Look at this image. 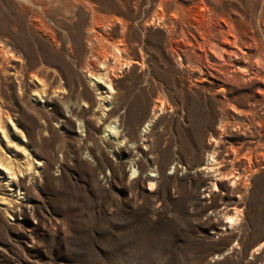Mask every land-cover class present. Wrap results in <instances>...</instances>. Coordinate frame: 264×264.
Here are the masks:
<instances>
[{"label":"rangeland","instance_id":"374dc122","mask_svg":"<svg viewBox=\"0 0 264 264\" xmlns=\"http://www.w3.org/2000/svg\"><path fill=\"white\" fill-rule=\"evenodd\" d=\"M0 108V264H264V0H0Z\"/></svg>","mask_w":264,"mask_h":264},{"label":"bare ground","instance_id":"6f19581e","mask_svg":"<svg viewBox=\"0 0 264 264\" xmlns=\"http://www.w3.org/2000/svg\"><path fill=\"white\" fill-rule=\"evenodd\" d=\"M114 57V56H113ZM116 58V57H115ZM115 60V59H114ZM113 63V62H112ZM105 66V65H104ZM106 67V66H105ZM102 68V67H101ZM104 69V68H103ZM105 72H107V71H105ZM109 72V71H108ZM103 73V72H102ZM107 74V73H106ZM101 75V74H100ZM109 75V74H108ZM109 76H106V77H102V75L101 76H96L95 78L93 77V79L96 81V83L98 84V85H100L101 86V91L98 93V99H100L102 102V112H101V115L103 116L104 115V113L106 112V111H108L109 110V108H108V106H109V98H110V96L108 95L110 92H114V87H112L111 86V82H110V79L108 78ZM112 80H113V76H112ZM111 80V81H112ZM113 84V83H112ZM156 105V104H155ZM162 105V104H161ZM159 106V105H158ZM155 107V106H154ZM161 108H162V106H160ZM0 109H2V108H0ZM154 110V109H153ZM156 110V109H155ZM154 110V111H155ZM5 114V113H4ZM3 114V112H1V110H0V132H1V137H3V135H4V133H3V130H2V121H3V118H5V120L7 119H10V118H8V117H6L5 115ZM106 114V113H105ZM9 115V114H8ZM108 115V114H107ZM153 115V117H151V119H153L154 117H155V114L153 113L152 114ZM104 117V116H103ZM104 119H105V117H104ZM148 120L147 121V123L144 125V127H143V133H142V136H143V141H146L145 140V137H144V135L145 134H147L148 133V130H149V127H150V123H151V121L152 120ZM6 120V121H7ZM107 120V119H106ZM110 123V122H109ZM109 123H107L106 124V126L104 127V131H108L109 132V134H111V133H113L111 130H110V128L112 127ZM13 126V125H12ZM5 127V126H4ZM114 127V126H113ZM6 128V127H5ZM13 129H15V128H13ZM111 129H113V128H111ZM122 131V130H121ZM119 132V131H118ZM122 133V132H121ZM116 134V133H115ZM114 134V135H115ZM117 135V134H116ZM112 136V135H111ZM121 136V135H120ZM9 137V136H8ZM117 137V136H116ZM10 139V138H9ZM118 140V139H117ZM22 141H25V139H23L22 138ZM217 141V140H216ZM221 141V140H220ZM7 142V141H6ZM12 142V141H11ZM120 142V141H119ZM8 143V142H7ZM6 143V145H5V147L7 148V149H9L10 147V145L9 144H7ZM123 143V142H122ZM221 143H222V141H221ZM11 144H14V143H11ZM118 144V143H117ZM219 144V143H218ZM210 145V144H209ZM24 146V144H22V145H13L12 146V148H10V150H8V152H9V154L11 155V157L13 156L14 158L13 159H10V157L8 156L7 158L5 157L4 158V156L2 157V158H0V180L1 181H3V183H4V185L6 186V188H7V190H8V192H9V195L10 196H13V195H17V196H20V194H21V187H22V180H21V177L23 176V175H21V171L19 170V168H20V162L18 163V164H14V160L16 159V157H17V155H19V154H22V159H23V161H27V163H25V162H22V164H21V166H23L24 165V168L25 167H27L26 168V170L25 171H29V169H31V168H28V165H30L31 163L33 164V165H36L37 167L41 164V162L40 161H38V160H36L29 152H26V149H25V147H23ZM120 146H121V144H120ZM215 146V145H214ZM121 148V147H120ZM211 148V147H210ZM121 150H122V152H124V153H128L129 151H128V149L126 148V147H123V148H121ZM235 150H233V152H234ZM218 152V151H217ZM1 154V153H0ZM134 154V153H133ZM215 153H214V151H213V155H214ZM221 154V153H220ZM231 154V153H230ZM229 154V155H230ZM234 154H235V152H234ZM211 155V154H210ZM0 157H1V155H0ZM211 158H210V160L208 159V161L207 162H213L214 161V159H213V156L211 155L210 156ZM135 159V158H134ZM234 159V158H233ZM223 159H221V161H222ZM219 161V160H218ZM218 161H216L215 160V163H217ZM134 162V161H133ZM223 162V161H222ZM30 163V164H29ZM214 163V162H213ZM135 164V163H134ZM235 164V163H234ZM209 165H210V163H209ZM214 165V164H213ZM218 165H219V163H218ZM217 165V166H218ZM220 165H221V163H220ZM220 165H219V167H220ZM32 166V165H31ZM216 166V167H217ZM240 166V165H239ZM238 166V167H239ZM188 167H190V166H188ZM18 168V169H17ZM23 168V167H22ZM156 168H158V167H156ZM214 168V167H213ZM235 168V167H234ZM141 169V168H140ZM176 169V168H175ZM178 169V168H177ZM243 169V168H242ZM158 170V169H157ZM186 170V169H185ZM201 170H203V171H201ZM210 170H213L212 169V167H209L208 166V163H205V167H203V168H201V169H196L195 170V175H196V178L197 177H199L200 178V180H199V182L200 183H205V181H209V180H211L212 179V175L209 173V171ZM214 170H216V169H214ZM217 170H218V168H217ZM237 170H238V168H237ZM23 171V170H22ZM32 171V170H31ZM141 171V170H140ZM175 171V170H174ZM221 171V170H220ZM227 171V170H226ZM176 172V171H175ZM186 172V171H185ZM188 172H189V170H188ZM235 172V171H234ZM244 172V171H243ZM246 172V171H245ZM187 173V172H186ZM217 173H219V172H217ZM226 173V172H225ZM235 173H237V172H235ZM241 173V172H240ZM37 174V173H36ZM132 174H135V171H132V173H131V175ZM216 174V173H215ZM214 174V175H215ZM239 174V173H238ZM160 175V174H159ZM224 175H226V174H224ZM233 175V174H232ZM243 175V174H242ZM24 176H25V174H24ZM161 176V175H160ZM230 176H231V174H230ZM234 176V175H233ZM239 176V175H238ZM244 176H245V174H244ZM131 177V176H130ZM135 177V180H134V184L137 186V187H141V186H144L145 184L144 183H147V185H148V189L150 190V191H152V188L154 187V185H156V183H158V182H161L162 180L160 179V177L157 175V174H154V173H148V174H144L143 172H141V173H138V175L137 176H134ZM237 177V176H236ZM241 177V176H240ZM23 178V177H22ZM215 178H218V177H216L215 176ZM220 178V177H219ZM239 178V177H238ZM243 178V177H242ZM240 179V180H243V179ZM193 180L195 179V176L193 175V178H192ZM198 179V178H197ZM227 179V178H226ZM235 179V178H234ZM217 180V179H216ZM233 180V179H232ZM236 180H237V178H236ZM245 182V181H244ZM132 183V182H131ZM208 183V182H207ZM247 183V182H246ZM196 184H197V182H196ZM211 184V183H210ZM226 184V183H225ZM235 184V183H234ZM237 184V183H236ZM235 184V185H236ZM245 184V183H244ZM134 185V186H135ZM160 185V184H159ZM216 185V184H215ZM247 185V184H246ZM246 185H244L245 187H247ZM212 186V185H211ZM190 187H192V186H190ZM209 187V186H208ZM225 187V186H224ZM237 187V186H236ZM241 187V186H240ZM211 188V187H210ZM239 188V187H238ZM138 189V188H137ZM229 189V188H228ZM216 190V189H215ZM193 191V190H192ZM209 191V190H208ZM211 191V190H210ZM235 191V190H234ZM237 191V190H236ZM194 192V191H193ZM195 194V193H194ZM206 194V193H205ZM204 195V194H203ZM194 196H196V195H194ZM205 196V195H204ZM210 196V195H209ZM155 197H157V195L155 196ZM206 198H208L207 196H206ZM239 200V199H238ZM0 201H2V200H0ZM199 201V200H198ZM200 202V201H199ZM239 202V201H238ZM198 204V203H197ZM230 209V208H229ZM235 209V208H234ZM226 210H227V208H226ZM231 210V209H230ZM231 212V211H230ZM215 214V213H214ZM239 214V213H238ZM228 215V214H227ZM234 215V214H233ZM235 216H236V214H235ZM225 217V216H224ZM231 217V216H230ZM230 217H228L227 216V218H225V219H227L225 222H224V224L227 226L228 224H231V223H234L233 221H232V219L230 218ZM215 219V218H214ZM234 219H235V217H234ZM210 220V219H209ZM217 220V218L215 219V221ZM237 222V221H236ZM235 222V223H236ZM231 226V225H230ZM230 228V227H229ZM224 229V228H223ZM257 249H258V247H257ZM259 249H260V247H259Z\"/></svg>","mask_w":264,"mask_h":264}]
</instances>
